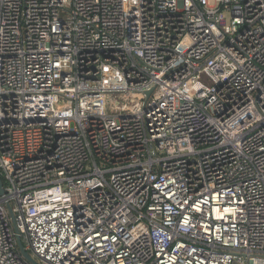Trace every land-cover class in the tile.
<instances>
[{
	"label": "built area",
	"instance_id": "built-area-1",
	"mask_svg": "<svg viewBox=\"0 0 264 264\" xmlns=\"http://www.w3.org/2000/svg\"><path fill=\"white\" fill-rule=\"evenodd\" d=\"M0 174V264H264V0H0Z\"/></svg>",
	"mask_w": 264,
	"mask_h": 264
},
{
	"label": "water",
	"instance_id": "water-1",
	"mask_svg": "<svg viewBox=\"0 0 264 264\" xmlns=\"http://www.w3.org/2000/svg\"><path fill=\"white\" fill-rule=\"evenodd\" d=\"M5 192L4 189V183H3V179L2 176L0 174V194H3ZM20 250L22 255L28 260V262H30L31 264H41L40 261L35 258L28 250H26L24 244L22 243V240L20 238Z\"/></svg>",
	"mask_w": 264,
	"mask_h": 264
},
{
	"label": "rangeland",
	"instance_id": "rangeland-1",
	"mask_svg": "<svg viewBox=\"0 0 264 264\" xmlns=\"http://www.w3.org/2000/svg\"><path fill=\"white\" fill-rule=\"evenodd\" d=\"M107 100L109 103L113 102V106L109 107L112 112H116V107L121 106L127 102H131L130 98L124 97L122 94L110 93L107 95Z\"/></svg>",
	"mask_w": 264,
	"mask_h": 264
}]
</instances>
